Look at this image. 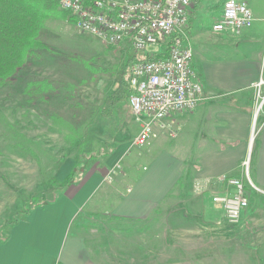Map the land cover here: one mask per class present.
I'll return each mask as SVG.
<instances>
[{
    "label": "crops",
    "instance_id": "obj_1",
    "mask_svg": "<svg viewBox=\"0 0 264 264\" xmlns=\"http://www.w3.org/2000/svg\"><path fill=\"white\" fill-rule=\"evenodd\" d=\"M192 31L191 25L192 65L204 94L193 112L178 115L181 133L170 137L160 131L157 139L136 147L141 123L135 120L104 164H95L56 202L36 207L11 226L0 243V264H197L186 256L148 260L143 227L161 221L175 227L184 217L231 226L212 195L230 190L219 182L222 175L245 180L257 101L253 85L264 68L259 59L228 54L238 46L237 37L219 34L224 40H215L212 49L227 52L222 56L201 44L207 31L197 28L195 36ZM260 114L250 177L252 187L264 191V109ZM198 181L210 183L201 195L194 187ZM89 223L96 225L90 232ZM135 225L138 230L131 228Z\"/></svg>",
    "mask_w": 264,
    "mask_h": 264
},
{
    "label": "rangeland",
    "instance_id": "obj_2",
    "mask_svg": "<svg viewBox=\"0 0 264 264\" xmlns=\"http://www.w3.org/2000/svg\"><path fill=\"white\" fill-rule=\"evenodd\" d=\"M224 1H196L191 21L193 35L197 28H201L207 31L201 43L206 48L219 55L222 53V56L233 54L255 61L259 59L264 68V0H244L253 13L254 21L250 28L242 31V37H237L238 46L232 53L212 49L215 40H224V36L212 32L213 23L223 12ZM41 38L46 48L38 51V58L32 60L30 57L22 72L0 89V243L9 236L11 226L15 225L12 223L19 222L28 217L33 209L43 206L39 204L47 201L45 192L66 179L78 155V149L70 147L65 140L69 132L53 116L59 111L66 120H74L71 103L75 100L66 97H71L72 89L62 96L52 95L48 103H39L37 100L39 105L36 108H41L34 111L35 105L31 103L29 94L25 93L28 82L46 78L51 82L60 81L61 84L65 81L67 86L83 91L99 107L103 105L106 95L117 88L123 73L126 71L127 75L128 71L129 75L131 67L123 70L129 45L106 47L94 36L77 29L75 24L60 16L47 21ZM197 44L195 42V46ZM254 98L253 102L257 100V105L256 92ZM124 115L111 121L122 125L120 137L126 140L136 122L133 113L127 109ZM252 125L255 127V132L252 130L255 136L254 139L251 137L248 157L243 162V170L244 164H249V174L251 153L260 127L259 118ZM115 130L116 126L112 132ZM99 131L103 133L104 128ZM132 151L135 152V148ZM95 164L87 159L83 172H79L81 177L77 174L78 178L84 177ZM101 164L104 162L101 161ZM244 179L251 193L247 194L250 206L243 213L241 223L213 226L188 217H184L175 227L165 221L156 222L143 227V255L153 261L186 256L194 258L197 264H264V194L260 193L264 191L250 185L245 170ZM29 207L34 208L25 215ZM86 211L90 212V208ZM94 226L89 223L88 231ZM131 228L138 230L139 226ZM113 242L118 246V240L113 239Z\"/></svg>",
    "mask_w": 264,
    "mask_h": 264
},
{
    "label": "built area",
    "instance_id": "obj_3",
    "mask_svg": "<svg viewBox=\"0 0 264 264\" xmlns=\"http://www.w3.org/2000/svg\"><path fill=\"white\" fill-rule=\"evenodd\" d=\"M195 4L196 0H58L61 10L76 19L77 29L94 36L106 47L127 44L133 50L129 102L134 119L141 123L133 146L148 144L158 138L160 131L177 137L182 131L178 115L193 112L203 98V88L192 65L190 26ZM253 21L246 1L225 0L212 32L238 37ZM167 41L171 43L169 56L151 58ZM253 87L259 101L254 113L256 123L264 109V74ZM254 128L253 125V132ZM254 136L255 133L251 137ZM244 166L246 178L253 186L249 164ZM218 180L230 190L212 195V199L223 206L229 224H238L249 206L246 183L226 175ZM209 184L198 181L195 191L201 195Z\"/></svg>",
    "mask_w": 264,
    "mask_h": 264
},
{
    "label": "trees",
    "instance_id": "obj_4",
    "mask_svg": "<svg viewBox=\"0 0 264 264\" xmlns=\"http://www.w3.org/2000/svg\"><path fill=\"white\" fill-rule=\"evenodd\" d=\"M58 16L67 19L72 24L76 22L73 15L59 8L58 0H0V89L7 86L22 72L30 57L32 60L37 59L38 51L41 48H46V44L41 38L43 28L52 17ZM170 45V41L163 43L159 52L152 54L151 58L158 60L169 56ZM128 51L127 62L123 70L131 66L135 59L133 50L129 48ZM145 57L147 56L142 55V58ZM63 82L65 85L60 81L51 82L49 78L31 79L25 90V93L30 96L31 103L35 105L34 111L41 108L40 106L36 108L39 103H48L52 95L62 96L61 94L69 92L70 88L72 95L71 97L66 95V97L75 100L71 103L74 120H66L59 111L53 114L57 118V123L70 133L65 135V140L70 144V147L78 149L75 164L71 173L59 186L50 187L45 192L48 199L39 205L56 202L58 195L67 191L83 172L82 169L86 167L87 159L98 164H101V161L105 162L113 153L116 144L123 141L120 137L122 125L114 124L111 120L115 117H124L126 109L132 113L129 102L131 94L130 67L129 75L128 71L127 75L126 71L123 73L117 88L106 95L103 105L99 107L94 105L83 91L75 89L74 86H67L66 82ZM63 97L66 99L65 96ZM115 126L114 133L112 131ZM102 127L104 128L103 133L99 131ZM106 131L107 133H105ZM246 190L249 191V189ZM34 207H29L25 215H28Z\"/></svg>",
    "mask_w": 264,
    "mask_h": 264
}]
</instances>
